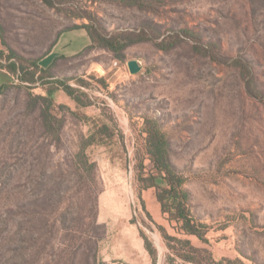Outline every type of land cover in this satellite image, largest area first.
I'll return each instance as SVG.
<instances>
[{
  "label": "rangeland",
  "instance_id": "1",
  "mask_svg": "<svg viewBox=\"0 0 264 264\" xmlns=\"http://www.w3.org/2000/svg\"><path fill=\"white\" fill-rule=\"evenodd\" d=\"M51 1L0 0V58L44 76L0 88V264H153L144 237L155 264H264V0ZM82 24L148 39L119 60L74 49ZM47 89L53 129L33 98ZM146 119L168 140L204 240L140 190ZM101 124L108 144L92 139Z\"/></svg>",
  "mask_w": 264,
  "mask_h": 264
},
{
  "label": "trees",
  "instance_id": "2",
  "mask_svg": "<svg viewBox=\"0 0 264 264\" xmlns=\"http://www.w3.org/2000/svg\"><path fill=\"white\" fill-rule=\"evenodd\" d=\"M50 5L51 0H44ZM76 28H84L88 33L91 43L90 47L100 46L111 50L114 53L116 59L123 58L122 50L128 45L134 42L143 41L148 39L146 36H138L135 39H127L124 42L114 35H107L95 30V28L88 24H82L75 26ZM15 57L14 53L10 51L7 58L12 60ZM31 69L38 68L36 61H30ZM0 68H6L9 72L16 74L20 72L19 79L23 82L34 83L37 79H43L44 76L35 77L36 71L28 72L26 68L17 62L10 61L7 64H1ZM49 82V81H48ZM47 83V82H45ZM55 89H63L68 96H70L77 103L80 99L75 95L76 90L65 84L63 81L54 80ZM44 85V83H42ZM7 87V83L1 84L0 88ZM52 89L46 90V95H34V99H42L45 102V108L42 111L43 120L48 128H52V118L50 114L53 106V99L51 97ZM142 132L146 134L145 137V149L148 158V164L150 165L149 170L145 173L143 163L140 162V174L138 180L141 184L140 190L154 189V195L157 203L159 204L160 211L162 214H167V220L172 223L175 222L178 229L187 235H195L200 240H204L205 226L197 223L192 216L190 211L187 209L188 193L184 190V177L182 174L177 172L168 156V140L157 121L146 119ZM113 136L112 130L106 124L98 126L97 131L92 135V139L98 143L108 144ZM143 204V201H142ZM144 206V205H143ZM143 235V234H142ZM144 237V236H143ZM173 240H179L172 236H167ZM180 241V240H179ZM183 243L190 245L189 240H183ZM144 246L149 256L155 264V249L144 237Z\"/></svg>",
  "mask_w": 264,
  "mask_h": 264
},
{
  "label": "crops",
  "instance_id": "3",
  "mask_svg": "<svg viewBox=\"0 0 264 264\" xmlns=\"http://www.w3.org/2000/svg\"><path fill=\"white\" fill-rule=\"evenodd\" d=\"M76 39L77 40L73 43L74 49L81 48L83 46L86 47L91 43L90 37L86 30H78ZM69 48L72 49V42L69 44ZM12 75L13 73L9 72L6 68H0V85L11 82Z\"/></svg>",
  "mask_w": 264,
  "mask_h": 264
},
{
  "label": "water",
  "instance_id": "4",
  "mask_svg": "<svg viewBox=\"0 0 264 264\" xmlns=\"http://www.w3.org/2000/svg\"><path fill=\"white\" fill-rule=\"evenodd\" d=\"M127 67L131 74H135L141 70V65L135 59L128 60Z\"/></svg>",
  "mask_w": 264,
  "mask_h": 264
},
{
  "label": "built area",
  "instance_id": "5",
  "mask_svg": "<svg viewBox=\"0 0 264 264\" xmlns=\"http://www.w3.org/2000/svg\"><path fill=\"white\" fill-rule=\"evenodd\" d=\"M0 63H1V64H4L5 62H4L3 59L0 58ZM19 76H20V72H19V71H18L16 74H13V75H12V81H14V82H20V83H22V84H27V83H28V82H23V81H21V80L19 79Z\"/></svg>",
  "mask_w": 264,
  "mask_h": 264
}]
</instances>
